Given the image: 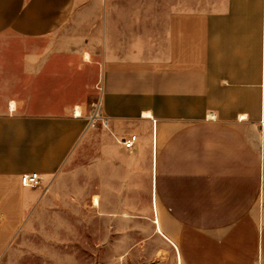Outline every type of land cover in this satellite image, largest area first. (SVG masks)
<instances>
[{"label":"crops","instance_id":"crops-1","mask_svg":"<svg viewBox=\"0 0 264 264\" xmlns=\"http://www.w3.org/2000/svg\"><path fill=\"white\" fill-rule=\"evenodd\" d=\"M60 255L264 264V0H0V264Z\"/></svg>","mask_w":264,"mask_h":264},{"label":"built area","instance_id":"built-area-1","mask_svg":"<svg viewBox=\"0 0 264 264\" xmlns=\"http://www.w3.org/2000/svg\"><path fill=\"white\" fill-rule=\"evenodd\" d=\"M75 116H81L75 110ZM88 120V128H98L99 126L108 127L109 126V119L103 115L101 110V106L99 102H95L91 105L90 114L87 116ZM138 141L136 135L131 136L129 139L123 141V145L127 150H133L135 145ZM21 183L24 186L28 187H37L40 185V177L38 173H31L23 175L21 178Z\"/></svg>","mask_w":264,"mask_h":264},{"label":"rangeland","instance_id":"rangeland-1","mask_svg":"<svg viewBox=\"0 0 264 264\" xmlns=\"http://www.w3.org/2000/svg\"><path fill=\"white\" fill-rule=\"evenodd\" d=\"M75 257V256H74ZM68 258H70V259H68ZM72 256L71 257H68V256H66V255H60V264H72V262H73V260H72ZM34 258H28V263L29 264H33V262H34V260H33ZM79 259V261L81 262V256H80V258H78ZM71 262V263H70ZM75 264H77V263H75Z\"/></svg>","mask_w":264,"mask_h":264},{"label":"bare ground","instance_id":"bare-ground-1","mask_svg":"<svg viewBox=\"0 0 264 264\" xmlns=\"http://www.w3.org/2000/svg\"><path fill=\"white\" fill-rule=\"evenodd\" d=\"M78 114H79V112H78Z\"/></svg>","mask_w":264,"mask_h":264}]
</instances>
